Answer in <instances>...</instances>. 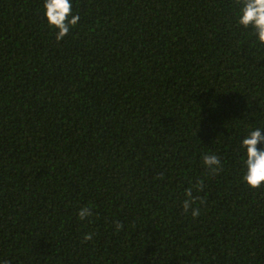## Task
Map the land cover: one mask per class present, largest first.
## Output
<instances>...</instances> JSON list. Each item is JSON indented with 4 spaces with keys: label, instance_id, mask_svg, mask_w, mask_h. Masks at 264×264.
I'll return each mask as SVG.
<instances>
[{
    "label": "trees",
    "instance_id": "trees-1",
    "mask_svg": "<svg viewBox=\"0 0 264 264\" xmlns=\"http://www.w3.org/2000/svg\"><path fill=\"white\" fill-rule=\"evenodd\" d=\"M235 3L74 0L57 43L42 0H0V261L264 264L239 149L264 129V45Z\"/></svg>",
    "mask_w": 264,
    "mask_h": 264
},
{
    "label": "clouds",
    "instance_id": "clouds-1",
    "mask_svg": "<svg viewBox=\"0 0 264 264\" xmlns=\"http://www.w3.org/2000/svg\"><path fill=\"white\" fill-rule=\"evenodd\" d=\"M74 0H42L43 17L48 28L55 32V40L61 42L65 36L78 26L80 15L74 11ZM236 24L242 30H251L258 44L264 45V0H236ZM239 149L243 157L242 184L250 190L264 187V129L256 128L247 132L239 143ZM202 164L210 172L218 171L221 167L220 158L212 153H206L202 157ZM197 191L203 190V182L195 184ZM182 211L196 218L200 214V208L193 198L192 189L184 193ZM203 203V201H200ZM90 207H81L78 210L79 221L88 220L92 216ZM90 222V221H89ZM119 231L122 225L116 224ZM92 233L84 236V240H90ZM0 264H4L0 261Z\"/></svg>",
    "mask_w": 264,
    "mask_h": 264
}]
</instances>
